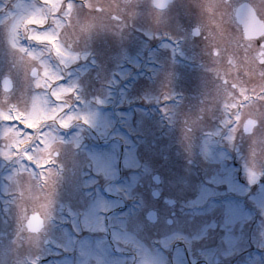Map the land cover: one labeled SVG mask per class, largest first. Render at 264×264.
<instances>
[{
	"label": "rangeland",
	"instance_id": "1",
	"mask_svg": "<svg viewBox=\"0 0 264 264\" xmlns=\"http://www.w3.org/2000/svg\"><path fill=\"white\" fill-rule=\"evenodd\" d=\"M242 1L0 0V81L14 86L0 87V150L19 155L0 162V264H109L108 250L118 264H264V35L243 37ZM246 1L264 21V0ZM110 129L133 136L122 163L116 144L89 145ZM33 208L38 235L16 227Z\"/></svg>",
	"mask_w": 264,
	"mask_h": 264
},
{
	"label": "flooded vegetation",
	"instance_id": "2",
	"mask_svg": "<svg viewBox=\"0 0 264 264\" xmlns=\"http://www.w3.org/2000/svg\"><path fill=\"white\" fill-rule=\"evenodd\" d=\"M2 10V8L0 9V11ZM260 39V38H259ZM254 41V40H253ZM259 45H260V49H259V54L261 55V54H264V39L263 40H260L259 41ZM263 59H264V57L262 56L260 59H259V61H263ZM14 66V65H13ZM11 78V77H10ZM0 87H1V84H0ZM14 88V86H13V80H12V78H11V89L8 91V92H3V93H9L12 89ZM251 123H253L252 121H250V122H245V123H243L242 124V127H241V130H243V128H245L247 125H249V124H251ZM75 131H77V132H80L79 130H75ZM75 133V132H74ZM74 136V135H73ZM93 136L94 137H91V139H90V142H89V145H90V147L91 148H93L94 150H95V148H102V149H105V150H111L112 149V145H115L117 148H116V150H117V152H118V156H119V158H118V161H119V163H122V161L123 160H125V158L127 157V155H126V153H127V150H128V148H129V143H127V141H128V139H131L133 136L131 135V132L129 131V130H115V129H110V130H108L107 131V135H106V137L105 138H102V137H100L98 134H97V132H93ZM134 136L136 137V138H139L140 140L141 139H146V134H144V133H140V134H134ZM84 139V138H83ZM3 142H5V141H3ZM2 142V144H4ZM104 143V145L102 146V147H100L99 146V144L100 143ZM64 150H68V155H70V153H71V151H69V149L68 148H65ZM64 150H63V154L64 155H66V156H68L65 152H64ZM15 154H16V156L14 157V158H16V159H19V155H18V153H16L15 152ZM13 158V159H14ZM12 159V160H13ZM105 158L103 157V160H104ZM7 161V156H5V151L4 150H0V162H2V161ZM236 162V161H235ZM237 163V162H236ZM92 174H91V177L93 178V179H95V181H94V184L93 185H96V188H95V190H97V189H99V188H101V190H105L106 189V187H105V185L107 184V182L106 181H104L103 180V178L100 176V175H95V173H94V171H92L91 172ZM108 183H109V181H108ZM120 189V188H119ZM118 189V190H119ZM154 189V187H151V190H153ZM159 189V188H158ZM89 190H92L91 191V193L93 194V195H97L96 193H95V190H93L92 188H90ZM123 190V192L124 193H120V195L121 196H124L125 197V191L126 190H124V189H122ZM34 189H29V191H27V193H29V194H26L27 196H28V198H29V202H30V204H31V200H34L35 199V197L37 196L36 195V193H34ZM119 191H121V190H119ZM159 191H160V194H161V190L159 189ZM251 195L252 196H257L258 194L256 193V192H254V191H252L251 192ZM123 197V198H124ZM164 198V197H163ZM162 198V199H163ZM121 201H126L125 200V198H124V200H121ZM163 201V200H162ZM163 204H165L166 205V203L165 202H162ZM153 209V208H152ZM155 210V209H154ZM32 211H34V212H39L37 209H32ZM105 212V211H104ZM155 212H156V214H157V218H158V216L160 215V212L158 211V210H155ZM32 213V212H31ZM30 214V213H29ZM28 214V215H29ZM39 214L41 215V217L43 218V223L45 224V219H44V217H43V215L39 212ZM171 214L172 215H174V212L173 211H171ZM62 214L61 213H59V215H58V217H57V219H55V218H52L51 219V221L52 222H54V223H58V224H60V225H62V229H63V220H62ZM228 218V217H227ZM27 220V219H26ZM168 220H169V218H168ZM16 227H18V230L19 229H22V233H30V234H33V235H38V233L39 232H41L42 231V229L39 231V232H31V231H29L28 230V228H27V226H26V221L23 223V222H18L17 223V225H16ZM86 231L85 232H81L80 231V237H79V240H78V242H77V244L78 243H82V242H84V243H88L89 245H90V242H93L94 241V237L95 236H97L98 237V234L96 233V231L94 230V229H90V228H84ZM26 231V232H25ZM100 237V236H99ZM178 239H180V238H178ZM239 240H240V238H238ZM83 246V245H82ZM88 247H90V246H88ZM185 254H187L188 255V259H192L193 258V261H189V262H187L188 264H208L206 261H203L202 263L201 262H197V261H194L195 259H196V257L197 258H199L198 256H200V252H189V253H185ZM122 255V254H121ZM198 255V256H197ZM235 255V254H234ZM234 255H233V257H228L227 258V260L229 259V258H231V259H233L234 258ZM139 256V255H138ZM80 257H82V256H80ZM211 262L213 263H218L219 262V258L218 257H213V259L211 260ZM172 263H174V261L172 262ZM225 263V262H224ZM226 264V263H225Z\"/></svg>",
	"mask_w": 264,
	"mask_h": 264
},
{
	"label": "water",
	"instance_id": "3",
	"mask_svg": "<svg viewBox=\"0 0 264 264\" xmlns=\"http://www.w3.org/2000/svg\"><path fill=\"white\" fill-rule=\"evenodd\" d=\"M170 0H153V5L158 9H163L166 7L167 3ZM236 18L238 22L241 24L243 32L245 36L247 34H251L252 32H257L259 34L264 29L262 22L257 18V16L253 13V11L249 8L247 4L240 5L236 10ZM197 29L193 30V34H197ZM35 69L31 72V75L35 76ZM2 88L4 90H9L11 88L10 81L7 78H4L1 81ZM152 180L155 183H159V176L157 174L152 176ZM153 197H158V191L152 192ZM166 202H168L170 205L173 204V200L171 199H165ZM145 217L150 222H155L157 220L156 213L153 210H149L146 212ZM40 219H37L36 216L33 214L30 216L27 226L30 228H33L35 226V223L37 226L34 229L31 230H39L42 227V223L40 222ZM38 222H40L38 224ZM29 228V229H30Z\"/></svg>",
	"mask_w": 264,
	"mask_h": 264
},
{
	"label": "bare ground",
	"instance_id": "4",
	"mask_svg": "<svg viewBox=\"0 0 264 264\" xmlns=\"http://www.w3.org/2000/svg\"><path fill=\"white\" fill-rule=\"evenodd\" d=\"M58 50L60 51V48H58ZM66 90H67L66 88L65 89L63 88V92H65ZM66 105H67V103H65V106ZM12 155H13V152L11 154L9 153L7 157L10 158ZM172 241H169V242L165 243V245L168 246L169 244L172 243ZM104 255L106 256V259H107L109 264H118L119 263L118 262L119 258L116 255L111 254L109 252L104 253Z\"/></svg>",
	"mask_w": 264,
	"mask_h": 264
}]
</instances>
